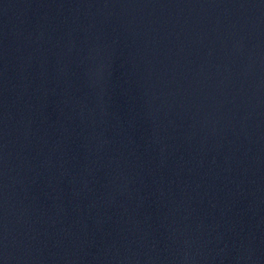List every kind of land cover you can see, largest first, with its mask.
<instances>
[{"label": "water", "instance_id": "95a60500", "mask_svg": "<svg viewBox=\"0 0 264 264\" xmlns=\"http://www.w3.org/2000/svg\"><path fill=\"white\" fill-rule=\"evenodd\" d=\"M0 264H264V0H0Z\"/></svg>", "mask_w": 264, "mask_h": 264}]
</instances>
